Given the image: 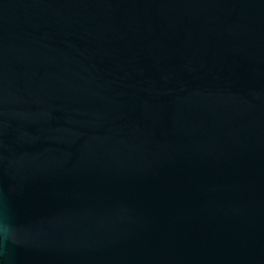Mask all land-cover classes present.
<instances>
[{"label":"water","instance_id":"water-1","mask_svg":"<svg viewBox=\"0 0 264 264\" xmlns=\"http://www.w3.org/2000/svg\"><path fill=\"white\" fill-rule=\"evenodd\" d=\"M0 264H264V0H0Z\"/></svg>","mask_w":264,"mask_h":264}]
</instances>
